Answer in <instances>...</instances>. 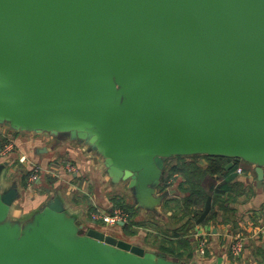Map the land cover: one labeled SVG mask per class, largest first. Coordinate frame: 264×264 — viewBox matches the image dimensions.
Here are the masks:
<instances>
[{"label": "water", "instance_id": "water-1", "mask_svg": "<svg viewBox=\"0 0 264 264\" xmlns=\"http://www.w3.org/2000/svg\"><path fill=\"white\" fill-rule=\"evenodd\" d=\"M0 124L82 143L140 207L171 157L245 162L260 189L264 0H0ZM2 170L0 264H182L82 226L50 190L9 223Z\"/></svg>", "mask_w": 264, "mask_h": 264}, {"label": "crops", "instance_id": "crops-1", "mask_svg": "<svg viewBox=\"0 0 264 264\" xmlns=\"http://www.w3.org/2000/svg\"><path fill=\"white\" fill-rule=\"evenodd\" d=\"M25 133L30 135L32 134L31 132ZM33 135L36 134L33 133ZM41 136L49 138V136L45 134ZM50 138L51 140H56V138ZM64 143H74L77 146L75 149L65 151L70 158L74 159L80 156L83 157L80 160L88 158L96 159L98 161V166H95L94 169L99 172L104 171L101 159L91 155L87 151L86 147L77 141H61L60 145L57 146H53L52 143L51 145H42L33 140V138H30V140L23 145H15L16 143L11 142L13 151L17 150V154L26 156V158L31 162H36V165L38 162L39 165L37 166L40 170L46 165V161L48 163L50 162L52 164L51 166L56 167L54 159H52V155L62 151L61 145ZM45 148L47 149V152H43V149ZM192 157L196 156L176 157L177 161L171 165H168L170 159L168 158L165 163L161 181L163 176L167 174L171 167L180 164L181 161L189 163L192 161ZM90 163V161H86L85 166L91 171L94 166L90 165V167H88ZM63 164L66 165L67 162ZM71 164H74V162ZM198 165L203 170L207 168L205 160L199 159ZM74 166L77 165L75 164ZM239 167L242 168V174L238 175L235 173L236 178L232 182L233 191L230 194L224 195L223 200L226 202L221 208L222 210L217 212L215 219L209 220L204 224H196L193 220L188 219L173 220L172 213L169 211L166 204L171 200L180 199L183 196V194L179 191V185H181L184 180L179 175L172 176L169 181L172 185L163 191H160V181L157 191L152 195L154 198L164 195L159 205H147L145 207H140L135 203V201L133 202V205H131L133 212V218H131V223L133 225L131 227L137 230L135 231V236L138 234L142 235L140 242L137 244L145 249L149 248L157 254L164 255L167 260H171L167 257L168 255L178 256L180 257L179 262L182 264H214L218 257H222V264H264V232L262 231L264 226V182L262 183V188L258 189L255 184V167L247 163H245V167ZM60 168H62L61 165L58 166L57 170ZM65 169L66 168L63 169L64 171L61 169L62 176L64 173L68 176V178H78V175H74L72 173L70 174ZM94 169L92 170L93 172ZM92 176L97 178L95 175ZM210 180L212 179L209 177L206 178L204 185L205 188L211 184V182H209ZM213 180L215 185L222 182V178L218 179L215 177ZM63 181L66 182V180ZM57 189L60 201L63 203L65 213L69 218L74 219L76 222H80V224L86 228L95 227L97 229L105 230L111 234H113V232L122 234L120 226H118L119 228L100 227L99 224L93 223L88 218H79V216H81L80 212H67L66 204L61 197L62 190H59V188ZM52 192L53 190H50V193ZM48 197L49 195L44 193L42 196L33 198L32 202L28 206V209H36L38 212L39 209L46 203ZM112 198H109L108 200L106 198H101L99 203H96L95 206L89 201L87 206L90 211L91 205L95 208L97 206V209L111 213L114 209V205L111 201ZM109 203L110 206L108 205ZM74 206H79L77 208H80L81 211H84L86 208V205ZM140 231L147 234L144 236ZM235 234H240L244 238V250L240 257L233 259L229 253V244L230 236ZM159 236L160 239L158 240ZM144 239L148 241L150 240L151 244H145V246H143L141 243ZM202 240L206 243V255L204 257H199L197 249ZM162 244H164L163 247L169 249L171 253L161 252L160 246Z\"/></svg>", "mask_w": 264, "mask_h": 264}, {"label": "rangeland", "instance_id": "rangeland-1", "mask_svg": "<svg viewBox=\"0 0 264 264\" xmlns=\"http://www.w3.org/2000/svg\"><path fill=\"white\" fill-rule=\"evenodd\" d=\"M0 134L6 136L9 139V143L11 142L18 144H26L27 141L30 140V138L40 144H46L51 145L52 140L49 137L41 136V135H33V133L26 134L24 131H15L13 129H5L0 124ZM33 135V136H32ZM4 146V148L7 147V145ZM77 146L74 143H64L61 145L62 151L58 153H54L53 158L55 166H51L52 164L46 161V165L42 167L43 169H37L35 166L39 165L37 162H31L29 159H25L23 163L20 162L21 155L17 154L18 151L14 150L13 147H11L10 151L4 153V148L0 152V166H3V170L1 173V191H6L9 189V187L15 183L17 190H18V199L13 204L9 216H8V222L18 224L21 227L24 226L26 223L30 222V220L34 217V215L37 213V210L34 209H28V206L32 202V199L38 196H42L45 193L46 189L53 190V192H57L59 190H62L61 197L63 198L67 212L73 213H81V216L79 218L82 219H90L91 211L89 207L87 206V203L89 201L95 206L96 203H99L101 198H106L107 200L109 198H115L117 200L122 199L124 203L128 206L133 205L134 199L132 197L131 192L127 189V182H120L118 184H113L110 181V178L107 176L106 171H97L95 166H98V161L96 159H82L83 157H76L74 159L70 158L68 154L65 152L69 149H75ZM50 149V148H49ZM23 156V155H22ZM26 157V156H25ZM198 159L205 160V156H196ZM86 161H90V165L94 166V172L88 168H86L85 164ZM176 157H171L169 159L168 165L173 164L176 162ZM43 162V161H41ZM67 162V164H63ZM74 162V164H71ZM6 163V165H4ZM77 166H74V165ZM59 170H57L58 166H60ZM67 165H73L76 169V175H78L77 179H74L73 177L68 178L66 174L63 173V176L61 175V172L64 171L63 169L66 168ZM244 167V166H243ZM55 168V169H54ZM62 169V171H61ZM67 170V169H65ZM27 171H31L30 176L25 181V185H23L22 177L27 174ZM35 175L37 177L33 180ZM92 175L97 176V178H94ZM57 177V178H56ZM49 178H56V181L53 182V184L49 183ZM63 180H66L63 181ZM60 185V186H59ZM75 202V203H74ZM86 205V208L84 211H81L80 208H77L79 206L74 205ZM110 206V203L108 204ZM108 206V207H109ZM97 208V206H96ZM134 211V210H133ZM100 227H109L105 224H100ZM119 228L118 226H113L109 228ZM131 232L137 231L134 228L130 229ZM129 231V232H130ZM142 232V234L145 236L147 233ZM113 235L117 238H121L127 241H131L133 243L140 242V239L142 238V235H126L124 233L117 234L113 232ZM160 239V236L158 237V240ZM143 246L145 244H151L150 240L144 239V241L141 243ZM147 248V247H146ZM149 249V248H148ZM157 249V248H156ZM158 250V249H157ZM170 259L178 260L180 261L176 256L168 255ZM201 264V263H200Z\"/></svg>", "mask_w": 264, "mask_h": 264}, {"label": "trees", "instance_id": "trees-1", "mask_svg": "<svg viewBox=\"0 0 264 264\" xmlns=\"http://www.w3.org/2000/svg\"><path fill=\"white\" fill-rule=\"evenodd\" d=\"M9 142L6 136L0 134V152ZM191 159L192 161L189 163L181 161L180 164L169 169L167 174L162 178L160 191L172 185L169 182L172 176H181L184 181L179 185V191L183 196L180 199L171 200L166 204L169 211L172 213V219H188L193 220L196 224H204L209 220L215 219L217 212L222 210L221 208L226 202L223 200L224 195L230 194L233 191L232 182L236 178L235 170L239 166L245 167V163L239 162L234 168L229 171H224V167L230 162L229 159L223 157H205L207 168L203 170L198 165L199 159L197 157H192ZM30 174L31 171H27V174L22 177L23 185H25V181ZM207 177L212 180L209 181L211 184L205 188L204 185ZM215 177L218 179L222 178V182L215 185L213 180ZM49 180L50 184L56 181V179L53 178H49ZM111 201L114 205L113 210L120 209L128 215L127 223L121 227L122 233L134 235L136 232L130 231L133 225L131 223V218H133L132 207L126 205L122 199L117 200L112 198ZM90 208L91 212L96 209L91 205ZM163 245L164 244L160 246L161 252L171 253V251L163 247ZM176 257L180 260V257Z\"/></svg>", "mask_w": 264, "mask_h": 264}, {"label": "built area", "instance_id": "built-area-1", "mask_svg": "<svg viewBox=\"0 0 264 264\" xmlns=\"http://www.w3.org/2000/svg\"><path fill=\"white\" fill-rule=\"evenodd\" d=\"M12 147V144H8L6 148H4V153L10 151ZM26 157L21 156L20 162L23 163L25 161ZM35 168L40 169L38 166H35ZM67 172L72 173L76 175V169L73 167V165H67L66 166ZM236 174L240 175L242 174V168L238 167L236 169ZM32 175V174H31ZM263 175H264V168H263ZM37 175H35L31 180L35 179ZM264 182V178H263ZM91 221L93 223H98V224H105L109 227L113 226H118L119 223H122L125 225L128 221V215L120 210V209H115L111 213H107L106 211L100 210V209H95L91 215H90ZM262 231L264 232V226ZM198 256L199 257H204L206 255V243L204 240H202L199 243L198 246ZM244 250V238L240 234H235L230 236V244H229V253L230 256L233 259H236L241 256L242 252Z\"/></svg>", "mask_w": 264, "mask_h": 264}, {"label": "flooded vegetation", "instance_id": "flooded-vegetation-1", "mask_svg": "<svg viewBox=\"0 0 264 264\" xmlns=\"http://www.w3.org/2000/svg\"><path fill=\"white\" fill-rule=\"evenodd\" d=\"M60 143H61V139L59 138V139H56V140H52V144H53V146H57V145H60ZM97 224V223H96ZM127 241V240H126ZM131 242V241H130Z\"/></svg>", "mask_w": 264, "mask_h": 264}]
</instances>
